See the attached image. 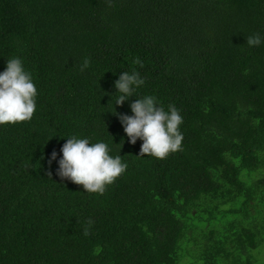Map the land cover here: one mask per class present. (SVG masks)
Masks as SVG:
<instances>
[{
    "label": "trees",
    "instance_id": "obj_1",
    "mask_svg": "<svg viewBox=\"0 0 264 264\" xmlns=\"http://www.w3.org/2000/svg\"><path fill=\"white\" fill-rule=\"evenodd\" d=\"M257 32L264 0H0V71L18 56L37 88L31 120L0 126V264H264ZM133 70L137 98L180 110L183 151L136 156L111 113L131 115L113 84ZM71 135L127 163L103 194L49 165Z\"/></svg>",
    "mask_w": 264,
    "mask_h": 264
},
{
    "label": "clouds",
    "instance_id": "obj_2",
    "mask_svg": "<svg viewBox=\"0 0 264 264\" xmlns=\"http://www.w3.org/2000/svg\"><path fill=\"white\" fill-rule=\"evenodd\" d=\"M244 44L249 48L259 47L264 44V34H250L245 37ZM134 63L143 67L138 58ZM89 66L90 60L85 58L80 70L84 71ZM144 83V78L135 70L131 73L120 72L113 84V94L118 93L113 108L114 105H123L131 97L136 99L128 104L131 115L118 113L115 108L111 113L119 120L129 144L134 145L137 140L142 142L136 156L164 159L170 153L183 151L184 135L180 130L183 117L174 104H169L165 110L154 95L137 98L135 93ZM36 97L37 88L32 73L25 68L23 60L18 56L6 60L4 70L0 71V126L31 120L36 110ZM59 152V159L53 150L48 161L49 165L53 161L57 164L56 175L61 180L82 185L83 191L88 193L103 194L106 187L114 183L128 167L121 155H110L111 149L107 143L91 142L87 137H67ZM84 235H88L87 230Z\"/></svg>",
    "mask_w": 264,
    "mask_h": 264
}]
</instances>
